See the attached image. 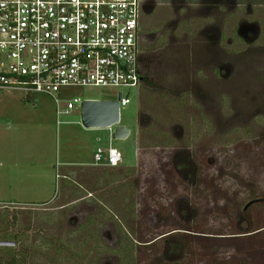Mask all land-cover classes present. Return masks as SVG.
<instances>
[{
    "label": "rangeland",
    "instance_id": "obj_1",
    "mask_svg": "<svg viewBox=\"0 0 264 264\" xmlns=\"http://www.w3.org/2000/svg\"><path fill=\"white\" fill-rule=\"evenodd\" d=\"M162 13L149 17L151 29L163 24ZM196 20L199 29L202 20ZM188 23H179L177 37L184 38ZM167 55L175 68H155L159 86L125 89L131 102L121 107L120 124L131 133L112 142L123 154L115 168L92 165L96 149L110 143L108 128H85L79 109L58 117L46 94L0 90V239L16 241L0 247V264H112L115 257L119 264H151L164 243L149 241L184 227L176 214L183 195L199 212L187 227L195 235L180 264H264V231L243 236L264 227L258 205L244 211L257 186L264 191V93L242 95L229 85L192 91L175 71L179 56ZM203 73L197 69L196 76L203 80ZM120 92L61 91L64 99L104 100H117ZM176 147L193 155L200 186L175 174ZM64 161L73 165L61 166ZM84 203H94L99 215L76 230L69 217ZM166 216L170 224L157 227ZM112 225L120 228L119 245L116 235L103 234Z\"/></svg>",
    "mask_w": 264,
    "mask_h": 264
},
{
    "label": "built area",
    "instance_id": "obj_2",
    "mask_svg": "<svg viewBox=\"0 0 264 264\" xmlns=\"http://www.w3.org/2000/svg\"><path fill=\"white\" fill-rule=\"evenodd\" d=\"M143 0H0V90L43 93L56 114L79 109L81 97L64 99L67 87H114L120 108L125 89L142 86ZM64 105V106H63ZM113 133L114 127L108 128ZM98 147L94 166L123 161L113 146ZM61 177L60 174H57Z\"/></svg>",
    "mask_w": 264,
    "mask_h": 264
},
{
    "label": "flooded vegetation",
    "instance_id": "obj_3",
    "mask_svg": "<svg viewBox=\"0 0 264 264\" xmlns=\"http://www.w3.org/2000/svg\"><path fill=\"white\" fill-rule=\"evenodd\" d=\"M143 3L140 27L142 85L145 88L160 85L155 68L158 72L160 65L174 67L166 57L172 51L174 57L179 56L176 57L178 70L175 71L187 78L190 83L188 88L192 91L197 88L210 89L211 86L229 85L231 91L235 86L236 93L242 95L255 94L254 91L264 93V0H143ZM157 10L164 12L162 14L165 19L163 24L158 25L159 28L153 30L150 28L152 22H149V17ZM170 14L175 18L170 19ZM196 17L202 20L199 21L202 23L199 29L195 26L198 22ZM182 20L188 21L190 27L184 29V38H179L175 33ZM168 28H171L170 33L167 32ZM164 39L168 43L162 42ZM197 69L204 72L203 80L197 77L201 76V73L197 75ZM174 150L172 167L175 174L191 187L200 186L201 168L193 155L183 147H176ZM261 189L257 186L256 197L252 199L260 201L252 205H258L264 211V191ZM177 201L176 214L184 227L162 233L149 241L153 244L162 239L164 243V249L160 254H155L151 264L182 263L187 250L183 239L193 238L195 235L190 229L199 210L188 196H179ZM93 204L84 203L74 209L76 212L70 215L69 225L74 228L76 226L78 230L92 222L91 215H99V208ZM164 219H159L155 225L158 227L161 224H170L172 218L166 216ZM189 226L190 229H187ZM112 228V232L111 228H107L103 234L116 235L115 244L119 245L122 240L120 228ZM261 231H264V227L256 228L252 234L257 235ZM112 264H119L116 257Z\"/></svg>",
    "mask_w": 264,
    "mask_h": 264
},
{
    "label": "water",
    "instance_id": "obj_4",
    "mask_svg": "<svg viewBox=\"0 0 264 264\" xmlns=\"http://www.w3.org/2000/svg\"><path fill=\"white\" fill-rule=\"evenodd\" d=\"M119 93L117 100L104 99H84L79 111L82 125L87 128H110L114 127L112 133L113 140H125L129 137L131 130L120 124V99ZM260 200L249 201L244 210ZM16 241L0 239V247H14Z\"/></svg>",
    "mask_w": 264,
    "mask_h": 264
},
{
    "label": "trees",
    "instance_id": "obj_5",
    "mask_svg": "<svg viewBox=\"0 0 264 264\" xmlns=\"http://www.w3.org/2000/svg\"><path fill=\"white\" fill-rule=\"evenodd\" d=\"M256 228H251L250 230L249 229H247L245 232V234L243 233V236L244 237H248V238H252V239H254V237L252 236V237H250V235L252 234V232L255 230ZM242 230V229H241ZM240 235H242V234H240ZM255 236V235H254ZM184 240V245L186 246V248H187V250L189 249V247L193 244V238H190V237H186V238H184L183 239ZM13 261L14 262H16V259L14 258L13 259ZM22 261V260H21ZM20 260H19V263L21 262Z\"/></svg>",
    "mask_w": 264,
    "mask_h": 264
},
{
    "label": "crops",
    "instance_id": "obj_6",
    "mask_svg": "<svg viewBox=\"0 0 264 264\" xmlns=\"http://www.w3.org/2000/svg\"><path fill=\"white\" fill-rule=\"evenodd\" d=\"M71 165H73L72 162H65V161H64V162L61 163V166H71ZM92 165H93V164H92ZM63 169H64V168H63ZM45 202H46V201H45Z\"/></svg>",
    "mask_w": 264,
    "mask_h": 264
}]
</instances>
